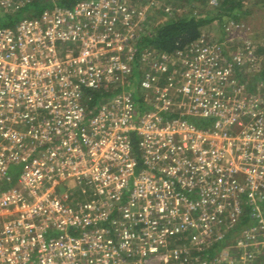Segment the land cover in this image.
<instances>
[{
  "label": "built area",
  "instance_id": "2783aa9c",
  "mask_svg": "<svg viewBox=\"0 0 264 264\" xmlns=\"http://www.w3.org/2000/svg\"><path fill=\"white\" fill-rule=\"evenodd\" d=\"M146 16L54 0L0 25V264H219L232 234L255 257L264 83L242 77L262 53L241 22L143 44Z\"/></svg>",
  "mask_w": 264,
  "mask_h": 264
},
{
  "label": "rangeland",
  "instance_id": "374dc122",
  "mask_svg": "<svg viewBox=\"0 0 264 264\" xmlns=\"http://www.w3.org/2000/svg\"><path fill=\"white\" fill-rule=\"evenodd\" d=\"M43 2H54V0H42ZM128 3L142 7L145 10L146 22L144 31L150 30L156 24H160L170 18L184 14L195 13L204 18L214 17L209 23L203 27L213 37H219L224 32L231 30V26L241 22L239 28H234L236 36H246L251 38L257 48L264 47V0H243L242 11L236 19L234 16H226L221 21L216 15L218 14L217 6L220 0H126ZM215 6V7H214ZM234 14V13H232ZM244 24V25H243ZM226 30V31H225ZM235 51V48H230ZM262 53L261 63L255 64L244 74L242 78L253 80V82L264 83V77L260 76V72L264 66V50ZM255 83V84H256ZM11 174L14 176L12 185L17 182L20 168L11 165ZM250 227H256L255 257L250 259L245 255L242 245L237 241V235L232 234L227 240H223L220 245L214 248L215 254L221 255L219 264H264V226H239L240 231H247ZM226 252L228 255H226ZM210 254L209 252H206ZM231 259L234 261L231 262ZM218 264V262H217Z\"/></svg>",
  "mask_w": 264,
  "mask_h": 264
},
{
  "label": "trees",
  "instance_id": "16d2710c",
  "mask_svg": "<svg viewBox=\"0 0 264 264\" xmlns=\"http://www.w3.org/2000/svg\"><path fill=\"white\" fill-rule=\"evenodd\" d=\"M76 1L77 0H58L62 5H72ZM218 4V14L216 16L221 21H223L228 15L239 19L237 16L242 11L243 0H220ZM49 5H52V2L33 0L27 4L21 12L15 13L14 15L0 13V25L13 24L20 15H23V13L37 15ZM213 18L214 17L204 18L195 13L176 15L169 20L158 24L155 30L147 34L141 42L143 44H152L165 50H173L178 46L183 47L187 42L200 37L203 27ZM258 50L261 53L264 50V47H261L260 49L258 48ZM260 76L264 77V66L260 72Z\"/></svg>",
  "mask_w": 264,
  "mask_h": 264
}]
</instances>
